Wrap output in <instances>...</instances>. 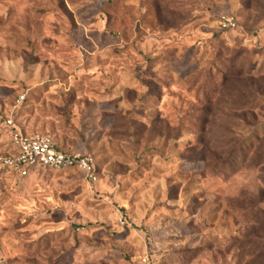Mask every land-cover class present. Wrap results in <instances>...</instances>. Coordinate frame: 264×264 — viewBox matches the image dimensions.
I'll use <instances>...</instances> for the list:
<instances>
[{
    "label": "rangeland",
    "instance_id": "rangeland-1",
    "mask_svg": "<svg viewBox=\"0 0 264 264\" xmlns=\"http://www.w3.org/2000/svg\"><path fill=\"white\" fill-rule=\"evenodd\" d=\"M16 130L99 181L0 167V264H264V0H0Z\"/></svg>",
    "mask_w": 264,
    "mask_h": 264
},
{
    "label": "built area",
    "instance_id": "built-area-1",
    "mask_svg": "<svg viewBox=\"0 0 264 264\" xmlns=\"http://www.w3.org/2000/svg\"><path fill=\"white\" fill-rule=\"evenodd\" d=\"M225 28H236L232 18H223ZM9 125L13 127L10 121ZM0 167L26 179L42 171L81 173L92 183L99 181L97 160L93 155L61 150L48 136H29L16 130L12 133V150L0 155ZM148 264V259H143Z\"/></svg>",
    "mask_w": 264,
    "mask_h": 264
},
{
    "label": "trees",
    "instance_id": "trees-1",
    "mask_svg": "<svg viewBox=\"0 0 264 264\" xmlns=\"http://www.w3.org/2000/svg\"><path fill=\"white\" fill-rule=\"evenodd\" d=\"M60 148V147H59ZM61 150H63L62 148H60Z\"/></svg>",
    "mask_w": 264,
    "mask_h": 264
}]
</instances>
